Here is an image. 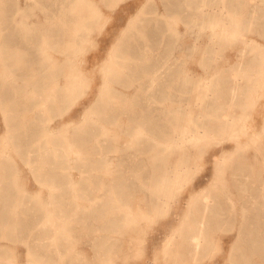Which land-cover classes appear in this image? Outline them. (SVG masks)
Here are the masks:
<instances>
[{
  "label": "bare ground",
  "instance_id": "obj_1",
  "mask_svg": "<svg viewBox=\"0 0 264 264\" xmlns=\"http://www.w3.org/2000/svg\"><path fill=\"white\" fill-rule=\"evenodd\" d=\"M42 1L38 7L44 19L30 26L25 17L17 16L20 10L11 0H0V264L18 263V248L8 242L14 244L24 238L29 241V256H47L51 264L54 249L58 260L63 259L64 240L73 230H80L77 224L91 230L88 221L95 219L97 224L100 214L105 218L103 230L113 231L123 215L119 213L120 203L133 197V184L146 186L150 175L151 194L149 200L145 198L139 216L119 219L121 232L137 233L141 219L159 215L179 195L208 141L215 145L218 137L249 135L256 142L264 134V129L260 133L246 121L244 113L254 99L257 82L264 79V44L241 33L253 24L261 27L257 33L264 36V11L251 10L247 3L243 19H225V0H161V11L148 0L128 17L104 57L95 54L85 58V44L102 19L103 9H111L122 0ZM229 2L234 9L241 3ZM172 16L185 23V31L193 38L188 48L185 32L176 29ZM7 29L11 32L6 35ZM203 30L210 31L208 45L212 47L217 48L227 36H231V43L241 44L242 54L251 47L248 63L258 64L257 73L236 71L225 81L218 76L214 93L215 76L200 77V85H194L184 58L187 50L190 55L198 53ZM237 33L240 36L235 38ZM211 54L202 55L207 58ZM211 62L201 61L207 71L214 68ZM131 87L132 91H126ZM192 89L198 90V111L184 107L191 104L186 96L191 97ZM84 94L83 114L75 123L70 117L50 124L54 114ZM234 107L243 113L234 112ZM237 141L235 152L242 153L243 144ZM111 143L117 144L116 151L122 155L117 160L107 155ZM254 153L253 159L243 155H232V159L224 151L217 157L209 184L189 196L186 212L167 236L162 250L168 256L167 264H190V260L207 253L216 240L215 232L235 224L239 233L229 251L228 264H264L263 144ZM13 154L28 165L40 185L49 187L54 207L51 216L39 194L24 189ZM70 154L77 156L76 168L82 171L75 185L87 186L92 203L67 214L55 201L58 179L62 181L59 168ZM127 164L135 169L130 176L124 172ZM97 170L106 178H97ZM133 175H141L142 180L134 182ZM104 238L102 246L99 240L93 242L102 256L129 255L127 249L118 246L123 240ZM77 257L73 252L65 259L66 264H90Z\"/></svg>",
  "mask_w": 264,
  "mask_h": 264
},
{
  "label": "rangeland",
  "instance_id": "obj_2",
  "mask_svg": "<svg viewBox=\"0 0 264 264\" xmlns=\"http://www.w3.org/2000/svg\"><path fill=\"white\" fill-rule=\"evenodd\" d=\"M146 1L148 0H122L115 7L111 9L104 8L103 9L104 15L102 16V19L93 29L94 32L92 31V33L90 34L92 38L89 36L88 38L89 41L85 44L84 51L85 50L86 51L83 52L84 57L92 58L95 54H99L102 57H104L107 51L109 50L110 46L113 44L116 38L117 32H120L126 26L128 17L133 15ZM214 1L215 3H218L224 0H214ZM229 1L230 0H225V4H227V7L224 8V11H225L224 18L225 19H231V17H236V19L238 20L243 19L246 16L245 4L247 3L250 5L251 10L252 8H254V10L256 11H264V0H240L241 6L239 4V6H237L238 8L235 7L236 10L234 9V6L230 4ZM40 2L43 4L42 0L38 2L37 0H24V1L23 0H11L12 6H15L17 7L16 9L20 10L19 13H17V16L25 17L26 20L30 22V26H34L35 22L40 23L44 19V16L42 14L43 12L42 9L38 7V3ZM150 4L155 5L160 11L162 10L161 0H150L149 5ZM233 10H235L236 12ZM33 11L36 13H34ZM170 20L174 21V25L176 29L181 30L182 32H185L183 33L184 39H185V45H186L185 47L188 48L189 45H191L193 38L188 34V32L185 31V23L181 22L179 18L176 16H172ZM175 21H176V24H175ZM244 29H245L244 31L243 30L241 31L242 34H244L245 36L251 37L255 42L259 44H264V36H261L260 34L257 33V30L261 29L260 26L258 25L256 26L252 24L248 30H247V27H245ZM96 31L97 33H95ZM10 32H11L10 29H7L5 34L7 35ZM209 32H210L209 30L208 31L203 30L201 32L203 34L199 38V42L201 46H200L198 53H194L190 55V51L187 50V54L184 58L185 69L187 73L191 77H193L192 80H193L194 85L196 84L200 85L201 79L202 78L207 79L206 76H210V75L215 76L212 81L213 82L212 93H214V90H215L214 85L216 84L219 77H221L225 81V79L228 77L229 74L234 75L236 71L244 72L245 70L247 73L249 72L255 73L256 71H258V70H255L258 64H256L255 62L248 63L249 58L252 56V53L249 52L251 47L248 48V52H245L244 54H242L239 51L241 44L236 43V41L235 42L233 41L231 43V39H232L231 36L230 37L227 36L226 39H223L217 45V48L212 47L208 45V33ZM239 36H240V33L235 34V38ZM94 38L95 39L97 38V39L95 40ZM96 42L98 43V45H96ZM91 44L93 45V47L91 46L92 50L90 48ZM204 52L212 53L211 54L212 56H207V58H205L202 55ZM202 60L209 61V62L213 61V63L211 62L212 67H214L213 70L207 71L204 65H202L201 63ZM0 66H1V63H0ZM242 83H244V81ZM126 91H132V87ZM190 92L191 94L192 93L193 94L192 95L190 94L191 97L186 96V99L188 98L187 100H190L191 104L185 103L184 107L190 108L193 111H198V107L195 108L196 107L195 100L197 99L196 94H198V90L192 89L190 90ZM216 92H217V89H216ZM253 96H254L253 101H251L249 105L246 106V108L248 106L249 107L245 111L244 110L243 111L244 113L247 114L246 121L248 123L251 122L254 126V129L261 133V131H263L264 129V79L257 82L255 90L253 92ZM85 99H86V95L84 94L82 97L76 99L68 107L67 106L64 107L59 113L60 115L54 114L51 120L52 122L50 121V124L54 125L57 122L66 121V119L70 117H73V121L75 123L79 117V114L80 115L83 114L81 113L83 110V106L81 105V102H83ZM184 101L187 102L186 100ZM171 107L173 109L178 108L177 105L175 107L174 105H172ZM233 109H234V112H238V111L241 112V109L239 107H234ZM2 125H3V122L0 116V130H2ZM263 133L264 131L262 132V134ZM158 138L162 139V137H158ZM222 138L223 140H221ZM257 138L258 139H255L256 140L255 142L251 140L252 138L249 135H243L239 139L237 138L234 139L233 137L228 138V136L220 137V138L218 137L219 140L217 138L214 139V143H218L215 145L210 143V141L213 142V140L208 141L207 142L208 144L204 150L205 151L204 154L202 153L203 155L200 154L201 157L200 155L199 157H197L198 162H197V166L194 169L195 172L193 171L194 173H192L193 176L190 175V177H188L185 181V183L186 182L187 183L186 184L184 183L185 187H182L181 189L178 190L177 193L179 195L176 194L175 200H173L174 203L172 201L170 205L165 207L166 209L165 208L163 209L165 213L162 211L164 214L161 212L159 213V215L157 214L158 216L157 215L151 216V217L148 216L149 218L141 219L140 221L141 229L140 231L138 230L137 233L130 232V231L123 233L119 230V227L122 224L119 222V219L123 220L124 218V220L127 221V219L130 216H134V217L139 216V212L143 209L145 198L148 199V197H150L151 190H152L151 189L152 188V177H150L149 175L146 186H144L141 182L139 184L137 183L133 184V188H132L133 197L130 199H124L123 202H121L119 205L120 207L119 213L123 212L122 213L123 215L122 217L120 216L117 224L115 223L117 227L116 229H113V231H104L102 227H103V221L105 220V218L103 219L101 214L99 215V218H98L99 222L97 224H96L95 219H90L88 221V224L91 227H93L91 230H86L82 228L84 227L82 223L77 224V228L80 230L79 231L73 230V232H71L72 235H70V238H66L64 240V246H63V249H61L62 250L61 254L63 256L62 257L63 259L60 258V260H58L59 256L58 254L55 253L56 251L53 249L51 251L52 254L50 257V260H51L50 263L51 264H66L65 259L68 256H71L72 253L74 252L76 257L78 255L77 258L81 259L83 263L88 262L90 264H103V263L104 264H108V263L109 264H153V262L155 264H167L165 258H167L168 256H166L162 250L164 248L167 238L169 237L168 235L171 234V231L178 225L184 212H186L187 210L186 205H187V200L189 199V196L192 193H197L198 191L204 189L205 186L209 184L210 179L214 174L215 160L217 159V157L219 158V156L223 153V151L231 154V158L233 157L232 155H237V156H234V158L243 155L244 157L247 156L253 159L252 157L255 155L254 151L256 152V148H258L259 145L262 146V144L264 146V134L260 138L259 137ZM231 139H234V140H231ZM237 140H240V142L243 144L242 151L245 152L247 150V152L241 153L240 150H237L235 152L236 150L235 147L237 145L236 143L238 142ZM261 140L263 141V143ZM247 145L250 147L247 148L248 147ZM233 147L234 149H232ZM116 149H117V144L111 143L108 147L109 152L107 153V155L117 160V158H120L122 155L121 153H119L120 154L119 156ZM75 158L77 159V156L75 154H70L68 159L67 160L65 159L66 161L62 160V164L60 165V168H59L60 169L59 177L62 181L58 179V182H57L58 186H57V191H56L57 201H55V203L60 204L61 205L60 208L63 210V212L67 214L76 211L77 208H85L92 203L91 198L87 196V189H88L87 186L85 184L75 185V184H78V182L82 178L81 177L82 171L79 170V168H76L77 162ZM19 159H20L19 157L14 155V161L19 170V178L20 180H23L22 183L25 184L24 189L30 193H33L34 195L38 193L41 198L42 204L44 205L46 209H48L49 216H51V213L53 212L54 207L53 205L51 207L52 200L50 199L51 191L49 187L40 185L36 181L35 177L30 174L29 168H27L28 165L23 160L21 159L19 160ZM114 164L115 163H112V166ZM67 167L68 168L70 167V169L67 170ZM132 171H135V169L131 170L128 164L124 166V172L127 173V175L130 176V173ZM95 174H96V177L99 178L100 180L103 178L104 179L106 178V175L103 174L101 170H97ZM263 175H264V172H263ZM225 176L229 177V174L226 173ZM139 178H141L142 180L141 175H139ZM139 178L136 177L135 175L131 176V179L134 182L138 181ZM70 181L73 184V186H71L72 184L70 183ZM145 187H147L146 191L144 190ZM95 227L96 228L99 227V229L96 230ZM223 228L215 232L216 240L212 244L210 249L207 251V253L200 256L199 258L195 260H190L189 261L191 262L190 264H226V263L228 264L229 251L231 250L232 247L233 248L235 247L236 237L239 232L237 231L238 228L236 224L234 225V227L224 226ZM132 236L136 237L137 239L130 241L129 238ZM104 237L106 238L111 237V238L123 240L124 244L123 242L121 243L120 241V243L118 242L119 244L118 246L120 247V249L121 248L127 249V254L129 255H124L123 257L124 259L122 258V256H120L121 258L120 257H112V258L108 257L107 258L104 255L102 256L101 249L98 250L93 245V242L96 240H99V244L100 246H102V242L105 240ZM22 240L24 241L16 242L14 244H12V242H8L11 246L18 248L17 249L19 251L17 255L18 263L16 264H37L38 262H41V264H49L48 263L49 260L47 256H44V255L41 256L38 254L29 256L28 250H27L28 247L26 244V242L29 243V241L26 240L25 238ZM43 241L44 243H46L47 240L43 239ZM132 244L133 246H130ZM155 256L157 258L156 261H154ZM186 264H189V263L186 262Z\"/></svg>",
  "mask_w": 264,
  "mask_h": 264
}]
</instances>
